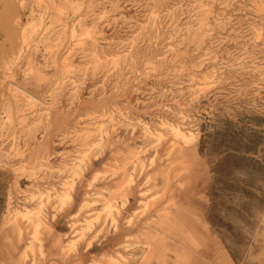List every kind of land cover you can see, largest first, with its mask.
I'll use <instances>...</instances> for the list:
<instances>
[{"label":"rangeland","instance_id":"374dc122","mask_svg":"<svg viewBox=\"0 0 264 264\" xmlns=\"http://www.w3.org/2000/svg\"><path fill=\"white\" fill-rule=\"evenodd\" d=\"M44 239L264 264V0H0V264Z\"/></svg>","mask_w":264,"mask_h":264},{"label":"crops","instance_id":"0c3cea01","mask_svg":"<svg viewBox=\"0 0 264 264\" xmlns=\"http://www.w3.org/2000/svg\"><path fill=\"white\" fill-rule=\"evenodd\" d=\"M65 245V239H44L43 244L45 245V257L42 259L43 264H86L89 257L92 255L90 249L85 247H78L77 251L67 257L65 253L58 252L56 248L57 244Z\"/></svg>","mask_w":264,"mask_h":264},{"label":"bare ground","instance_id":"6f19581e","mask_svg":"<svg viewBox=\"0 0 264 264\" xmlns=\"http://www.w3.org/2000/svg\"><path fill=\"white\" fill-rule=\"evenodd\" d=\"M175 132H177V131H175ZM71 186V185H70Z\"/></svg>","mask_w":264,"mask_h":264}]
</instances>
